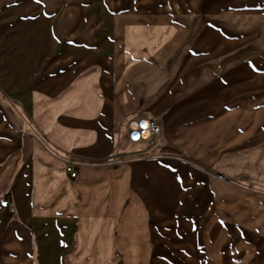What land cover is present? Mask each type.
I'll use <instances>...</instances> for the list:
<instances>
[{
  "label": "rangeland",
  "instance_id": "rangeland-1",
  "mask_svg": "<svg viewBox=\"0 0 264 264\" xmlns=\"http://www.w3.org/2000/svg\"><path fill=\"white\" fill-rule=\"evenodd\" d=\"M17 4L0 6V14L7 11L0 17V72L13 70L18 58L56 70L81 59L87 73L101 69L111 95L114 81H123L119 94L135 101L125 125L140 113L162 123L156 145L127 146L152 153L161 147L176 162L166 170L159 225L165 245L153 263L239 264V202L260 200L264 189V0ZM115 62L132 66L130 75ZM126 141L124 127L118 147ZM204 170L255 186L244 189Z\"/></svg>",
  "mask_w": 264,
  "mask_h": 264
},
{
  "label": "crops",
  "instance_id": "crops-1",
  "mask_svg": "<svg viewBox=\"0 0 264 264\" xmlns=\"http://www.w3.org/2000/svg\"><path fill=\"white\" fill-rule=\"evenodd\" d=\"M6 1L12 0L0 6ZM15 1L18 9L33 0ZM18 59L13 70L0 72V264H154L165 245L159 225L166 170L176 162L161 147L155 153L143 145L128 149L141 145L127 141L118 147L135 102L119 94L123 81H114L113 96L101 69L87 73L84 60L56 70ZM115 64L126 75L132 68ZM70 161L74 178L66 171ZM204 171L244 189L255 186ZM258 189L260 200L239 202V264H264V189Z\"/></svg>",
  "mask_w": 264,
  "mask_h": 264
},
{
  "label": "built area",
  "instance_id": "built-area-1",
  "mask_svg": "<svg viewBox=\"0 0 264 264\" xmlns=\"http://www.w3.org/2000/svg\"><path fill=\"white\" fill-rule=\"evenodd\" d=\"M144 121L145 125L142 126L141 122ZM131 123H136L139 126L136 128H133L131 126ZM146 132V136H143L142 131ZM137 132L140 133L137 138H134L132 133ZM161 133V125L160 122L150 116H147L143 113L138 114L137 116L131 117L125 125V139L130 143H145L147 146H153L156 145L159 135ZM119 157V154H116L112 158V162L116 163L117 159ZM66 171L68 172L70 178H74L77 175L76 168L74 163L71 161L67 163L66 165Z\"/></svg>",
  "mask_w": 264,
  "mask_h": 264
},
{
  "label": "bare ground",
  "instance_id": "bare-ground-1",
  "mask_svg": "<svg viewBox=\"0 0 264 264\" xmlns=\"http://www.w3.org/2000/svg\"><path fill=\"white\" fill-rule=\"evenodd\" d=\"M141 125H142V126H144V125H145V122H144V121H142V122H141ZM131 126H132L133 128H136V127H137V126H139V125H138V124H136V123H131ZM142 134H143V136H146V135H145V134H146V132H145L144 130L142 131ZM132 135H133V137H134V138H137V137H138V135H140V133L133 132V133H132Z\"/></svg>",
  "mask_w": 264,
  "mask_h": 264
}]
</instances>
